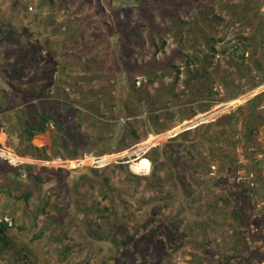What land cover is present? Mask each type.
Masks as SVG:
<instances>
[{
  "label": "rangeland",
  "instance_id": "obj_1",
  "mask_svg": "<svg viewBox=\"0 0 264 264\" xmlns=\"http://www.w3.org/2000/svg\"><path fill=\"white\" fill-rule=\"evenodd\" d=\"M171 1L176 4L179 2V5L173 6ZM181 1L184 4L180 5ZM38 2L34 12L28 13L22 7L27 3L26 0H0V40L3 41L0 43V91L7 95L0 107V120L4 122L8 113H12L14 117L19 109L26 112V107L32 102H36L34 105L39 112L52 109L54 105L50 99L58 98L62 109L59 118L63 125L59 132L53 127L52 135L57 137V142L52 141V144L56 149L62 150L59 141L63 139L73 147L76 141L71 135H77L82 145L79 144L78 158L65 159L53 154L51 141L45 136H39L42 139L40 141L35 142L33 139L32 142L37 147L47 146L50 158L36 159L27 155L23 156L22 164L46 166L55 170L41 171L45 181L40 183L41 188L33 191L28 202L17 198L21 192L15 189L12 194L9 193L6 187L10 182L8 175L0 171V219H5L12 225L6 232L8 243L0 242V264H210L209 260L213 257L209 252L216 249L221 235L225 238L232 229L227 231L225 222L222 224L219 220L220 225L215 228V236L219 242L215 239L209 242L203 232L198 231L197 226H191L190 221L197 215L200 217V210H205L210 202L218 198L219 193L228 195L229 212L240 209L243 214L248 215V226L239 228L243 232V238L248 240V251L256 244L262 246V242L252 240L251 234L264 229V223L257 220L264 216V197L261 199L260 194L255 192L247 197L243 185H249L252 189L259 185V179H256L250 168L256 159L264 164V126L260 129L258 138L262 142L263 151H258L256 147H247L245 150L242 143H238L235 149L232 146L227 148L228 153L237 160L236 177L226 176L218 170L216 164L212 173H205L201 165L208 158L209 143L203 135L196 136L195 129L201 125L200 133L205 135L221 131L219 124L209 128L206 126L264 92V83L255 88L247 85L245 91L236 98L219 100L209 110L198 112L184 120L179 118V106L168 102V107L164 110L172 109L176 112L170 128L160 132L152 131L124 151L104 155H98L96 151L102 146L97 143L99 137H110L113 146L122 138L127 129L125 122L130 119L122 114L128 108L125 102L135 101L138 97L130 90L129 71L125 70L123 63L131 64L135 60L141 63L155 59L163 61L173 56V62L182 68L181 80L176 85L174 74H166L158 76L153 82L148 81V75H137L136 86L142 87L147 82L144 86L146 95L150 93L151 96L157 95L160 87L167 86V89L162 88L160 92L172 90L184 97L188 67L193 69V66L186 65L187 58L199 55L205 59L204 55L210 52L203 38L218 40L215 45L219 50L231 46L235 35L234 25H237L232 23L237 21V14L243 8L248 10V15L260 13L254 25L247 26V35L255 32L256 26L264 20V0H252L251 3L250 0ZM216 15L220 19H216ZM50 16L53 21L48 23ZM179 22L182 25L184 23L181 34L177 32ZM69 23L71 28L67 30ZM75 26L80 27V30ZM221 37L223 40L220 41ZM163 43L165 44L162 46ZM129 49L134 51L129 54ZM232 50L229 48L226 53L217 52L209 70L215 67L227 70L230 73L229 80L238 84L241 82L237 67L230 63ZM262 52L263 49H260L258 56ZM19 56L23 64L16 66ZM248 57L247 61L251 62L250 55ZM90 60L94 66L87 70L83 63ZM53 64H57L58 68L51 79L42 68ZM65 65H68L67 69L62 73ZM96 74L104 77L93 83L81 80ZM92 87L107 90L104 89L99 96L93 97L88 106L75 102V106L83 110L81 113L71 111L66 115L62 112L66 111L65 100L84 102L83 94ZM215 89L220 90L216 98L225 94L224 87L217 86ZM196 90L193 87L190 91L192 95L189 94L188 99L183 98L186 99V107L192 110L199 109L194 96ZM203 97L204 101L210 100L206 93ZM181 99H177V102H181ZM103 100H111L116 104L113 108L114 114L118 116L116 119L111 117ZM130 102L128 105L132 109ZM149 102L146 98V103L144 101L141 106L146 111L138 112L135 117L140 125L141 119L150 116ZM97 119L100 122L103 119L107 123L106 127L110 128H102L105 124ZM165 119L161 117L157 125ZM13 121L15 122V118ZM184 131H189L187 138H179L178 141L183 140L187 145L197 142L198 145L190 146L191 151L188 147L175 146L179 151L171 154L174 145L168 146L167 143ZM241 133L242 127L239 124L236 136L240 139ZM0 138L2 148L15 151L8 144L9 136L5 131L0 132ZM86 142L89 146H86ZM221 144L224 143H218V146ZM90 145L93 146L91 149ZM166 145L167 153L161 154L160 150ZM150 156L160 158V168L155 174ZM146 158L150 164L148 170H136L144 165ZM1 159L0 163L3 162ZM113 162L116 163L112 164ZM108 164L117 165L114 171L106 173L110 177L109 186L114 188L109 197L104 198L101 193L102 184L97 182L94 187L87 182L86 185L79 183L74 187L82 174L88 173L90 176L94 168L100 171ZM263 166L259 170L262 179L259 177L264 182ZM58 168H64L65 171L57 174ZM195 169L198 170L200 179L197 182L189 180L188 176ZM128 172L142 177L137 182L128 177ZM173 173L176 176L187 175L184 184L192 181L194 193L190 195L181 186L178 196L170 197L171 193L176 195L177 180L181 182L178 178L174 182L173 178L169 180ZM222 175L227 178L224 182H221ZM23 176L27 177V173L23 172ZM214 181L218 183L214 184ZM28 183L33 185L32 180ZM58 193L61 194L60 198L56 197ZM64 204L66 209L61 211L60 207ZM104 207L108 208L104 210L108 215L106 219L99 216V210ZM223 207L220 202L219 212L224 211ZM232 220L231 217L227 218L226 223ZM65 234L68 236L64 237ZM128 235H132L133 239L124 245L123 241ZM234 236L229 240L236 241L238 235ZM61 237L63 239L58 240ZM155 244L160 247L156 249ZM65 246L70 247L66 257L63 256ZM194 255L204 258V262H198ZM253 260L257 264H264V261Z\"/></svg>",
  "mask_w": 264,
  "mask_h": 264
},
{
  "label": "trees",
  "instance_id": "obj_2",
  "mask_svg": "<svg viewBox=\"0 0 264 264\" xmlns=\"http://www.w3.org/2000/svg\"><path fill=\"white\" fill-rule=\"evenodd\" d=\"M52 4H54L53 0ZM177 1V0H176ZM252 0H250V3ZM171 4H174L173 6L179 5L176 4V2H170ZM184 4L183 1L180 2V5ZM23 5V4H22ZM26 10H28V6L25 4L23 5ZM187 10V9H186ZM189 11V9L187 10ZM248 10L245 8L241 9L240 13L237 14V21H234L232 24H237L234 31V37H233V43L228 48L225 47V49H217L215 43L218 40H214L212 38H203V42L206 43L208 46L210 52L209 54H205L204 58L202 59L199 55H194L191 57H188L186 60V65L193 66V69H189L191 67H188V75L186 76V79L184 81L186 85V89L184 90V94L186 99H188L189 94L192 95L190 92L193 87H196L195 95L196 99L195 101L198 103V110L197 109H191L186 107V99H183L184 97H181L180 93H173L172 90H168V92H160V90L163 88V90L167 89L168 87H160V90H158V94L155 96H151L150 93H147L146 95V89L144 86H146V83L143 84L142 87L136 86V76L137 75H148L149 80L148 81H155L158 76H163L166 74H174V83L176 85L177 82L181 80V74H182V68L180 65H177L175 62H173V56L171 58H166L163 61L158 60H152L149 62H139L135 60L134 62H126L127 64L123 63L125 65V70L129 71L128 81L130 82V90L131 92H134L136 96L135 101H127L125 102V105L128 108H125L124 117L130 118L125 122V126L127 129L125 130L122 138L116 143V145L113 146L112 143H110V137H99L97 139V143L102 145L99 150H97L98 155H104L106 153L110 152H119L124 151L133 144H136L140 142L146 135H148L150 132H160L165 131L166 129L170 128L171 121L174 119L176 112L174 110H164L167 108L168 102L173 103L174 105L179 106V113H180V120H184L185 118H191L198 112H204L209 110L214 103H217V101H229L233 98H236L241 93L245 91V86H249L251 88H255L261 84L264 83V20L262 22H259V24L256 26L255 32L250 34H246L247 26L254 25L255 20L258 18L260 13H254L248 15L246 13ZM220 16V14L218 15ZM216 15V19L218 17ZM219 18V17H218ZM220 19V18H219ZM71 20V19H70ZM53 19L51 16L47 19V22H52ZM110 21V20H109ZM206 22L205 20H203ZM209 22V21H207ZM118 24H121V22L117 21ZM180 23V22H179ZM79 25V24H78ZM184 25V23H183ZM181 23L178 25V31L182 32V26ZM76 27V26H75ZM237 27V28H236ZM61 28V27H60ZM71 23L68 24L67 30H70ZM77 30H80V27ZM234 29V28H233ZM181 34V33H180ZM220 41L223 40V37L219 39ZM2 39L0 40V43H2ZM165 43L162 44V46ZM229 48H232V59L231 65H234L237 67V74L239 82L238 84H235L234 81L229 80V72L227 70H222L220 67H215L213 70H209L210 65L213 64V56L217 52L226 53L229 51ZM260 49H263V52L260 56L258 54L260 53ZM250 50V52H249ZM134 49H129L128 53L131 54ZM112 54V52H110ZM109 54V55H111ZM86 55H89V53H86ZM251 57V62H248L247 59L248 56ZM77 56V55H75ZM239 59V60H237ZM20 61V62H19ZM23 64L22 58L19 56L17 57V63L16 66H19ZM197 65V67H194V65ZM68 65H65L62 69V73L64 70L67 69ZM94 64L92 60L85 61L83 63V67L87 70H91L93 68ZM58 68L57 64H53L51 67H43L42 70L46 73L47 77H53V73ZM131 71V72H130ZM86 73V71H84ZM84 73V74H85ZM104 77L101 74L92 75L91 77H83L81 80L83 82L90 81L93 83L94 80L98 78ZM61 83V82H60ZM218 83V84H216ZM216 84V86H215ZM217 86H222L225 88V94L220 97L216 98L217 94H219L220 90L215 89ZM107 90V88H104ZM104 89L96 90L95 88H89L87 92H85L82 96V99L84 102L81 101H68L65 100L64 107H66V111H62L66 115L68 113L75 112V113H81L83 110L80 109V107L75 106V102L79 103L82 106H88L91 104V99L93 97L99 96ZM36 90V89H35ZM205 90V91H204ZM204 91V92H203ZM171 92L173 94H171ZM204 93H206V96L209 97V101H204ZM161 94V95H160ZM164 94V97L162 96ZM7 97L6 94L1 93L0 91V107L3 106V102L6 100ZM146 98L150 100L149 104H151V109L148 108V112L150 113V116H147L141 119V125L139 124V120L135 117L137 116L138 112H144L141 108L142 103H146ZM182 98V99H181ZM190 98V97H189ZM177 99H181V102H177ZM160 100V101H159ZM45 102L44 100H42ZM119 101V100H117ZM159 101V102H158ZM50 102L54 107L52 109L48 110H42L41 112L38 111V109L35 107L36 102H32L31 105L26 107V112H24L22 109H19L17 113L14 114V117L12 113H8V117L5 119L4 122L0 120V132L5 131L8 136V144L12 146L15 151L18 153V155L21 156H32L36 159H49L50 155H48L47 146L44 147H37L35 144H33V139L36 136H45V138H48L51 141V146L53 147V154L54 155H60L61 157L65 159H76L77 156L80 154L79 152V144L81 143L80 137L77 135H71L72 139L76 141V144L73 147H70L69 142L64 141L61 139L59 143L61 144L62 150L56 149L54 147V144H52V141L55 143L57 142V137L52 135V129L53 127L58 130V132L61 130L63 122L60 121V111L61 106L60 100L58 98L50 99ZM105 102V105L109 108V113L111 114V117L116 119L118 116L114 114V109L116 104L111 100H103ZM128 102H130L133 106L132 109L129 107ZM44 105V104H43ZM63 108V107H62ZM134 109H136L134 111ZM127 110V111H126ZM192 110V111H191ZM189 111V112H188ZM152 113V114H151ZM154 114V115H153ZM161 117H165L166 119L160 123L157 122L160 120ZM13 118H15V122L13 121ZM148 118V119H147ZM219 120V121H218ZM98 122H100L99 119H97ZM104 126L102 128H106L108 130L110 127H106L107 123L101 120V122ZM220 125L221 131H215L213 133H209L205 135V133L201 132V125L196 127L195 134L197 135H203L206 137V141L209 143V150H208V158L205 159V161L202 163V167L206 174L212 173V168L217 165V168L220 172H224V174L227 175H233L234 177L237 176L238 166H236V158L235 156L228 153V149L230 146H232L234 149L237 148L238 143H242V146L245 150H247V147H256L258 151H263L262 148V142L258 139L260 134V129L264 126V92L257 95L254 99L249 101L247 104L239 106L236 110L230 112L229 114H225L221 116V118L217 119L214 123H210L206 127H212L214 125ZM241 124L242 127V133H241V139L240 137L236 136L237 128ZM142 128V129H141ZM141 129V131H139ZM189 131H184L183 133H180L179 135L172 137L171 140L167 143L169 145H174L173 150L171 151V154L173 152H178L179 149H176L175 146L181 147H188V150H190V146L196 147L198 145L197 142L192 143L190 145L185 144V142L178 141L179 138H187ZM236 137L238 139H236ZM17 139V141H15ZM89 140V139H88ZM218 143H224L218 146ZM82 145V143H81ZM86 146H89V143L86 142ZM93 146L90 145V149ZM163 147L160 150L161 154H166L168 151V148ZM226 147V148H225ZM225 148V149H224ZM89 149V150H90ZM160 154V155H161ZM150 159L152 161L153 165V171L155 172L160 168V158L150 156ZM2 160V159H1ZM146 162L144 165L140 168H137L138 171L148 170L149 168V160L146 158ZM254 165L250 168L255 176L256 179H259V185L256 188L249 187V185L244 186L245 188V195L248 197L250 194L254 195L255 193L263 199L264 197V182L261 180L262 175H259V170L261 168L262 162L259 159H256L254 161ZM121 163L120 165H122ZM264 167V166H263ZM117 168V165H106V167L103 170H98L94 168V172L92 175L89 176L88 173L82 174L77 182L74 184V187L76 188L79 183L83 184L86 182L90 184L91 187H94V183H100L101 186V193L104 196V198L109 197L110 193L114 192V188L112 186H109V180L110 177L106 175V173L114 171ZM39 171L38 173L35 171ZM55 169H50L46 166H37V165H31V164H19L14 165L10 163L8 160H4L0 163V171L3 172L5 175H8V179L10 180L9 183H7L6 187L8 188L9 193H13L14 189L18 192H21L19 195H17V198L23 199L25 202H28V200L31 198L33 191L36 188H41L40 183L45 181V177L43 176L41 171H48L52 172ZM57 174L62 173L65 171L64 168H58ZM23 172L27 173V177L23 176ZM198 170L191 171L189 173V180H193L197 182L199 179V175L197 174ZM251 172L250 174H253ZM176 173H173L170 175L171 180L173 178V182L175 178H178L181 180V182L175 183L177 186V192L176 195L171 193L170 197L174 198L178 196L179 193L178 190L181 186L185 187V190L191 195L194 193V189L192 188V181H188L184 184V179L188 178L187 175H179L176 176ZM154 176V175H153ZM261 179H260V177ZM128 177L134 178L135 181L140 180V177L137 174L128 172ZM182 178V179H181ZM33 182V185L28 183L29 181ZM151 180V179H150ZM224 180H227V178L222 175L221 182H224ZM138 182V181H137ZM218 183V181L213 182ZM258 183V182H257ZM184 184V185H183ZM220 192H222V189H220ZM255 192V193H254ZM61 194H56L57 198H60ZM195 200L194 198H192ZM251 200V197H249V201ZM262 201V200H261ZM222 202L223 204V212H219L218 210V204ZM47 204V203H46ZM229 205V197L228 195H224L222 193L218 194V198L210 202L205 210H200V217L197 215V217L193 218L190 222L191 226H197L198 231L203 232V236L210 242L212 239H215L216 242H219L216 249L212 252H209L211 257L213 259L209 260L210 264H257L253 260H258L259 262L264 261V229H261V231H258L257 233L251 234L252 240L254 242L259 241L262 242V246L255 245L254 248L250 249L248 251L247 243L248 240L244 239L242 236V231H240L241 228H245L248 226V215L243 214V211L240 209H235L232 212H229L228 210ZM187 206V205H185ZM64 208L66 209L65 204L60 207V210L63 211ZM104 210H108V208L104 207L103 209L99 210V216L100 218L106 219L108 215ZM264 211V207L262 209ZM233 219L230 221V223H226V219L230 218ZM223 219V220H222ZM261 220L264 223V216L262 218H257V220ZM221 223L224 224L227 228V231L231 228L232 231L230 234H226L225 238H223L221 235L220 240H217V237L215 236V228L220 225ZM10 223L5 219H0V242H4L7 244V234L6 232L10 228ZM97 236H99L98 232H95ZM237 236L236 241H230L229 239L231 236L235 235ZM68 235L65 234L64 237H67ZM63 239V237L59 238L58 240ZM133 239L132 235H128L126 239H124L123 244L126 245ZM227 240V241H225ZM161 242V241H158ZM156 249H158L157 244H155ZM70 250V247L65 246L63 248V256L66 257L68 252ZM245 251V253H243ZM248 251V252H246ZM196 260L198 262L202 263L204 262V258L197 257L198 255H194ZM258 262V263H259Z\"/></svg>",
  "mask_w": 264,
  "mask_h": 264
},
{
  "label": "built area",
  "instance_id": "obj_3",
  "mask_svg": "<svg viewBox=\"0 0 264 264\" xmlns=\"http://www.w3.org/2000/svg\"><path fill=\"white\" fill-rule=\"evenodd\" d=\"M35 1L36 0H27V6L29 11L35 10ZM140 82V81H138ZM0 158L4 160H8L10 163L14 165H19L23 163V156L18 155L17 152H15L13 149L10 148H2L0 146ZM23 158V159H21Z\"/></svg>",
  "mask_w": 264,
  "mask_h": 264
},
{
  "label": "crops",
  "instance_id": "obj_4",
  "mask_svg": "<svg viewBox=\"0 0 264 264\" xmlns=\"http://www.w3.org/2000/svg\"><path fill=\"white\" fill-rule=\"evenodd\" d=\"M27 2V1H26ZM37 3L39 4V2H38V0H36L35 1V7H37L36 5H37ZM26 4V6H27V3H25ZM23 8H24V6H22ZM25 9V8H24ZM28 9V8H27ZM26 12H28V13H33L34 11H29V10H26ZM6 135V134H5ZM40 140H42L41 139V137H39V136H37V137H35L34 138V141L36 142V141H40ZM0 141H1V138H0Z\"/></svg>",
  "mask_w": 264,
  "mask_h": 264
},
{
  "label": "water",
  "instance_id": "obj_5",
  "mask_svg": "<svg viewBox=\"0 0 264 264\" xmlns=\"http://www.w3.org/2000/svg\"><path fill=\"white\" fill-rule=\"evenodd\" d=\"M116 162H113L112 164H115Z\"/></svg>",
  "mask_w": 264,
  "mask_h": 264
},
{
  "label": "clouds",
  "instance_id": "obj_6",
  "mask_svg": "<svg viewBox=\"0 0 264 264\" xmlns=\"http://www.w3.org/2000/svg\"><path fill=\"white\" fill-rule=\"evenodd\" d=\"M27 1V0H26Z\"/></svg>",
  "mask_w": 264,
  "mask_h": 264
}]
</instances>
